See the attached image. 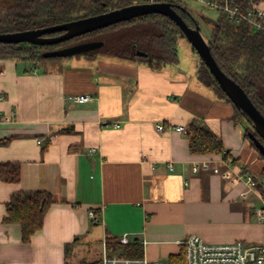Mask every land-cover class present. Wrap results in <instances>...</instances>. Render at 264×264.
Returning a JSON list of instances; mask_svg holds the SVG:
<instances>
[{
  "label": "crops",
  "instance_id": "obj_1",
  "mask_svg": "<svg viewBox=\"0 0 264 264\" xmlns=\"http://www.w3.org/2000/svg\"><path fill=\"white\" fill-rule=\"evenodd\" d=\"M193 60L152 69L109 57L0 59V163L21 166L18 182L0 180V264H75V255L96 254V241L107 253V238L125 234L142 258L161 264L191 235L263 242L256 213L264 209V159L233 105L199 81ZM81 95L91 99H70ZM193 121L221 138L234 165L224 153L190 151ZM158 123L173 128L158 131ZM19 191L57 200L29 243L4 221Z\"/></svg>",
  "mask_w": 264,
  "mask_h": 264
},
{
  "label": "trees",
  "instance_id": "obj_2",
  "mask_svg": "<svg viewBox=\"0 0 264 264\" xmlns=\"http://www.w3.org/2000/svg\"><path fill=\"white\" fill-rule=\"evenodd\" d=\"M246 1L240 0L244 3ZM131 4V0H0V33L44 28L106 13ZM175 10L189 27L196 26L197 22L188 12L181 8H175ZM60 34L61 32H58L47 36ZM181 36L183 34L174 21L167 16L154 13L54 45L0 43V59H14L38 65L47 59L43 56L46 51L63 49L85 42L101 41L103 45L100 48L74 56L88 59L109 57L145 64L152 69H161L179 64L178 41ZM209 44L212 55L222 71L243 88L253 104L264 115V33L255 32L244 22L236 25L226 16L221 15L209 39ZM197 78L219 98L233 105L235 122L245 121L252 125V121L242 110L231 102L200 58ZM248 132L249 129L245 134L247 138H249ZM187 135L192 153H224L225 157H228L229 154L224 150L221 138L197 121L191 122ZM255 136L264 145V140L257 134ZM250 142L252 147L259 151L253 140L250 139ZM260 155L264 159L261 153ZM260 176L264 184V170ZM20 178L19 163H0L1 181L16 183ZM258 187L264 196L262 185ZM56 201V197L49 192H15L6 205L4 221L20 226L24 243H29L32 236L43 228L45 216ZM108 247L126 258L143 257V248L138 243L121 245L117 238L108 237L106 248ZM99 262L100 260L84 261L82 264ZM167 264H186L184 249L182 248L180 254L171 256Z\"/></svg>",
  "mask_w": 264,
  "mask_h": 264
},
{
  "label": "water",
  "instance_id": "obj_3",
  "mask_svg": "<svg viewBox=\"0 0 264 264\" xmlns=\"http://www.w3.org/2000/svg\"><path fill=\"white\" fill-rule=\"evenodd\" d=\"M154 13L167 16L176 23L183 36L187 38L231 102L252 121V125H249V138L253 140L259 153L264 156V145L255 136L257 134L264 140V115L253 104L243 88L219 67L212 55L209 39L204 37L201 27L198 24L194 28L189 27L169 3L131 4L106 13L44 28L0 33V43H28L35 46L54 45L123 21ZM58 32H61L58 36H47ZM102 45L103 42L101 41L85 42L63 49L46 51L43 56L45 58L71 57L98 49Z\"/></svg>",
  "mask_w": 264,
  "mask_h": 264
},
{
  "label": "built area",
  "instance_id": "obj_4",
  "mask_svg": "<svg viewBox=\"0 0 264 264\" xmlns=\"http://www.w3.org/2000/svg\"><path fill=\"white\" fill-rule=\"evenodd\" d=\"M187 2L199 4L202 7L216 10L220 15L239 25L248 24L255 32L264 33V7L262 0H247L245 3L240 0H131L132 4H157L169 3L173 7L184 9L190 14ZM73 102L85 103L91 99L90 95L70 97ZM158 131L170 130L173 127H165L163 123L156 125ZM186 133L183 127L177 128ZM95 152L96 149H92ZM225 156V154H224ZM229 165H234V161L226 157ZM248 184L250 190L255 187V181L249 177ZM245 196V194H244ZM93 217V214H92ZM257 221L264 223V209H258L256 213ZM121 245L130 244L128 236L125 234L119 238ZM179 245L184 249L186 264H264V240L257 245L248 246L241 241L226 244H210L196 235L188 236L180 240ZM97 264H161L158 261H148L145 258H108L104 251L103 257Z\"/></svg>",
  "mask_w": 264,
  "mask_h": 264
},
{
  "label": "rangeland",
  "instance_id": "obj_5",
  "mask_svg": "<svg viewBox=\"0 0 264 264\" xmlns=\"http://www.w3.org/2000/svg\"><path fill=\"white\" fill-rule=\"evenodd\" d=\"M264 1V0H262ZM186 6L190 9V15L194 18V20L197 22V24L201 27L203 35L206 39H210L213 35L214 29H215V22L219 20L220 14L213 9H208L205 7L200 6L199 4L187 2ZM178 55L184 60H187L188 62L191 61V59L198 60L197 64H199V56L197 52L193 49L191 44L188 42L187 38L185 36H181L178 41ZM66 58V57H61ZM58 58H47L43 61V63H49L54 62ZM195 60L194 63H195ZM192 63H190L188 66H191ZM186 66V65H185ZM187 67V66H186ZM247 123V122H246ZM249 124L247 123V127ZM250 127V126H249ZM95 248L97 249V252L92 258H89L90 255L82 256V255H76L74 256L73 261L75 264H82V262H94L98 259H100L104 254V244L99 240L96 241L94 244ZM92 246L90 247V254L92 251ZM107 256L108 258H115L119 257L122 258L123 256L118 253V251H113L111 247H108L107 249ZM87 259H89L87 261ZM91 259V260H90Z\"/></svg>",
  "mask_w": 264,
  "mask_h": 264
},
{
  "label": "flooded vegetation",
  "instance_id": "obj_6",
  "mask_svg": "<svg viewBox=\"0 0 264 264\" xmlns=\"http://www.w3.org/2000/svg\"><path fill=\"white\" fill-rule=\"evenodd\" d=\"M175 8H177V7H174V9H175ZM181 10H182V9H181ZM192 19H194V18H192ZM57 36H58V35H57Z\"/></svg>",
  "mask_w": 264,
  "mask_h": 264
}]
</instances>
